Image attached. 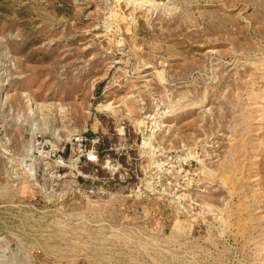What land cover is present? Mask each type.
Segmentation results:
<instances>
[{"label":"rangeland","instance_id":"obj_1","mask_svg":"<svg viewBox=\"0 0 264 264\" xmlns=\"http://www.w3.org/2000/svg\"><path fill=\"white\" fill-rule=\"evenodd\" d=\"M0 264H264V0H0Z\"/></svg>","mask_w":264,"mask_h":264}]
</instances>
